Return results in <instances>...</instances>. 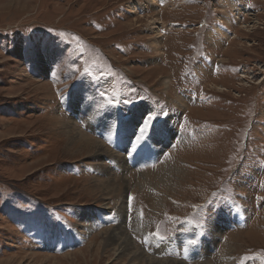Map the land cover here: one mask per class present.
Segmentation results:
<instances>
[{
    "label": "rangeland",
    "instance_id": "rangeland-1",
    "mask_svg": "<svg viewBox=\"0 0 264 264\" xmlns=\"http://www.w3.org/2000/svg\"><path fill=\"white\" fill-rule=\"evenodd\" d=\"M143 255L264 264V0H0V264Z\"/></svg>",
    "mask_w": 264,
    "mask_h": 264
},
{
    "label": "bare ground",
    "instance_id": "bare-ground-1",
    "mask_svg": "<svg viewBox=\"0 0 264 264\" xmlns=\"http://www.w3.org/2000/svg\"><path fill=\"white\" fill-rule=\"evenodd\" d=\"M181 104H184L183 102H180ZM127 132H126V136L124 135V138H127ZM85 139L81 140L80 142L82 144H85ZM89 142V141H88ZM87 142V143H88ZM86 143V144H87ZM89 146V145H88ZM93 149H95V152L96 153H99L101 152V148H102V145L98 144L96 141L93 142L92 146H91ZM92 148H89V149H92ZM90 152V151H89ZM133 244L130 242L128 236L126 235L125 231L123 230V228L119 227L115 230H113L110 235H109V238H107L106 240V247L107 248H111V247H114L113 250L115 253H119L120 252V255H125V256H128V254H132V255H135L134 257V260H136V254L134 252V247L132 246ZM99 253L96 252L93 256L94 260L97 258L99 259ZM143 259L146 258V260L150 261V264H153L154 263V260L153 259H150L146 256H141ZM92 260L91 262L93 263ZM116 262V261H114ZM118 263V262H117ZM154 264H158V263H154ZM170 264H177L175 261H171Z\"/></svg>",
    "mask_w": 264,
    "mask_h": 264
},
{
    "label": "snow or ice",
    "instance_id": "snow-or-ice-1",
    "mask_svg": "<svg viewBox=\"0 0 264 264\" xmlns=\"http://www.w3.org/2000/svg\"><path fill=\"white\" fill-rule=\"evenodd\" d=\"M155 118H156L155 116H153L152 114H149V116L147 117V122L144 123L143 128L140 131L141 137H143L144 132L148 131L150 124L153 122Z\"/></svg>",
    "mask_w": 264,
    "mask_h": 264
}]
</instances>
